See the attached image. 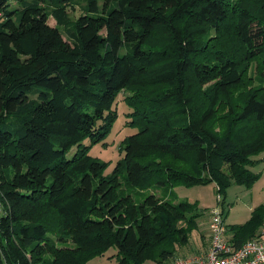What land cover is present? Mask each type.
<instances>
[{
  "label": "trees",
  "instance_id": "trees-1",
  "mask_svg": "<svg viewBox=\"0 0 264 264\" xmlns=\"http://www.w3.org/2000/svg\"><path fill=\"white\" fill-rule=\"evenodd\" d=\"M12 1L0 0V264H87L111 247L115 264L176 259L204 213L170 200L174 187L212 182L220 202L257 180L264 79L247 90L242 77L264 61V0ZM122 90L136 93L124 99L136 132L105 174L89 153ZM263 225L264 205L227 240L238 248Z\"/></svg>",
  "mask_w": 264,
  "mask_h": 264
},
{
  "label": "rangeland",
  "instance_id": "rangeland-1",
  "mask_svg": "<svg viewBox=\"0 0 264 264\" xmlns=\"http://www.w3.org/2000/svg\"><path fill=\"white\" fill-rule=\"evenodd\" d=\"M11 7H14L16 3L11 0ZM82 3H73L72 7L68 8L69 16L72 20L77 19L83 14L80 9ZM48 24L50 26H55V21L49 18ZM204 46L210 47L211 42L208 38L201 41ZM245 71L243 72L242 85L246 89H255L258 84L264 79V61L262 58L254 59L251 62L245 63ZM195 103H198V97L202 99V91L200 87L196 84L193 85ZM204 89V88H203ZM245 89L242 88L238 94H242ZM130 97V99L136 98V93L131 90H122L118 93L116 97L115 104L111 108V113L115 115V122L113 123L111 132L107 135L105 139V146L102 144L93 145L90 150V155L93 158H99L102 161L110 162L105 174L112 172L117 160L120 158L118 153V148L120 147L121 141L136 132V130L130 129L128 114L131 112L130 107L128 108L124 103V99ZM220 111L225 113V107H221ZM224 115V114H221ZM88 143V142H85ZM254 161H258L257 164L252 166L250 171L258 175L257 180L250 186L246 187L244 185H238L232 182L227 188H225L222 194V200L219 202L217 200V188L214 183H206L203 185H196L194 187L186 188L184 186H177L172 189V194L168 197L174 203L180 200L188 201L189 203L196 202L198 210L202 211L204 215L199 221H202L204 228L207 227V222L210 221L211 217L209 212L214 208L222 209L223 221L225 224V229H228L232 225H239L245 223L252 211L260 206L264 205V150L256 156H253ZM227 170V168H226ZM151 193H155L156 196H161V192L158 190H152ZM169 196V195H168ZM2 211L0 209V215ZM60 227L55 226V229H51L52 239L58 247H71V242L61 244L56 239V232ZM1 241V240H0ZM1 243V242H0ZM1 246V245H0ZM185 254L191 252L190 246L185 247ZM117 250L115 247L108 249L103 255L98 256L90 260L87 264H115L116 262ZM177 253V251H176ZM175 253V254H176ZM182 252H178L177 256H182ZM48 259V256L46 257ZM147 264H156L154 262H147Z\"/></svg>",
  "mask_w": 264,
  "mask_h": 264
},
{
  "label": "built area",
  "instance_id": "built-area-1",
  "mask_svg": "<svg viewBox=\"0 0 264 264\" xmlns=\"http://www.w3.org/2000/svg\"><path fill=\"white\" fill-rule=\"evenodd\" d=\"M209 215L210 240L207 250L199 255L173 259L170 264H264V225L256 237L235 248L227 240L221 209L214 208Z\"/></svg>",
  "mask_w": 264,
  "mask_h": 264
},
{
  "label": "crops",
  "instance_id": "crops-1",
  "mask_svg": "<svg viewBox=\"0 0 264 264\" xmlns=\"http://www.w3.org/2000/svg\"><path fill=\"white\" fill-rule=\"evenodd\" d=\"M207 225H208V222H207ZM208 230L209 229L207 227H206V229L204 228V224L202 221H198V230L193 231L191 233L190 238H189V242L186 245L187 247L190 246L191 252H188L185 254L184 250H185L186 246L180 247L176 251H177V253L179 251L180 252L183 251L182 256H177V253L175 252L176 253L174 255L175 258H187V257H190L192 255H195V254L199 255V253L205 252L209 246V240H210ZM171 262L172 261L165 263V264H170ZM145 264H147V262Z\"/></svg>",
  "mask_w": 264,
  "mask_h": 264
}]
</instances>
